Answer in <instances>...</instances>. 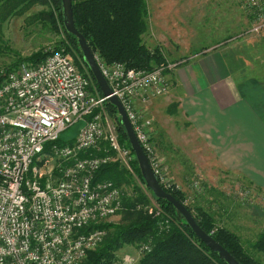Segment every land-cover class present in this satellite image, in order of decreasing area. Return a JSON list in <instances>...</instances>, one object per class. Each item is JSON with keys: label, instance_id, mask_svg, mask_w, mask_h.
I'll return each mask as SVG.
<instances>
[{"label": "built area", "instance_id": "1", "mask_svg": "<svg viewBox=\"0 0 264 264\" xmlns=\"http://www.w3.org/2000/svg\"><path fill=\"white\" fill-rule=\"evenodd\" d=\"M246 7L263 12L262 0ZM262 27L264 23L257 29ZM49 53L36 65L0 74V264H81L105 236L99 229L81 230L122 210L119 188L109 181L92 183L103 165L117 161L129 169L133 161L107 113L108 98L92 87L89 74L78 69L64 49ZM92 56L111 96L123 107L154 177L166 187L152 122L134 108L138 99L147 103L168 94L163 66L135 70L107 63L98 53ZM79 121L83 126L71 144H53L49 155L43 154L45 144L56 142ZM90 150L101 156L80 158ZM35 159L38 167L32 166ZM144 210L167 223L150 200ZM149 251V244H141L134 255L122 254L116 264H137Z\"/></svg>", "mask_w": 264, "mask_h": 264}, {"label": "rangeland", "instance_id": "2", "mask_svg": "<svg viewBox=\"0 0 264 264\" xmlns=\"http://www.w3.org/2000/svg\"><path fill=\"white\" fill-rule=\"evenodd\" d=\"M145 1L148 15L143 44L149 50L156 48L161 52L165 64L160 66L164 68L170 91L174 86L170 79L173 67L188 57L199 55L198 59L218 51L224 57L235 55L238 67L246 68L248 78H253L251 86L261 82L264 92V27L257 29L264 23V12L250 11L246 6L252 0ZM41 12L48 13L49 8L35 5L21 17L0 22V74L8 67L27 64L20 61L37 53L64 49L60 46L62 43L65 48H72L64 34L55 32L46 17L31 19ZM74 60L85 71L81 61L77 57ZM154 69L156 67L151 70ZM168 94L149 100L148 107L140 99L134 105L142 118L152 121L154 145L166 187H177L184 196V206L200 208L212 215L213 231L226 228L237 236L253 259L264 264V255L252 247L264 234V166L219 165L205 140L211 137L194 135V128L183 119L177 101L166 103ZM82 126V121L70 125L61 133L60 140L73 141ZM252 154L256 156L253 151ZM131 164L129 162L128 169L121 163L130 176L129 182L120 186L124 196L131 197L135 190L140 191L150 200L152 208H157L152 193L133 173ZM32 166H39L37 159ZM124 216V212H120L106 222L123 224ZM125 253L134 255L130 247L119 251L118 255Z\"/></svg>", "mask_w": 264, "mask_h": 264}, {"label": "trees", "instance_id": "3", "mask_svg": "<svg viewBox=\"0 0 264 264\" xmlns=\"http://www.w3.org/2000/svg\"><path fill=\"white\" fill-rule=\"evenodd\" d=\"M35 5H45L49 8V12H41L32 16L31 19L38 20L46 17L55 32L61 31L64 34L74 52L71 47L70 49L65 48L63 43L60 46L64 48V52L80 70L81 66L77 65V60L74 62V59L77 57L81 61L80 63L83 64L91 78L92 87L100 93L83 60L77 39L64 29L61 0H0V22L10 17H21ZM71 6L74 26L77 32L84 37L92 54L98 53L107 63L121 62L127 68L135 70L150 71L161 64H165V60L158 49L149 50L143 44L142 36L147 29L146 18L148 15L145 0H71ZM262 9L264 12V3ZM49 54V52L37 53L20 62L36 65ZM14 67H8L4 72L11 71L15 69ZM106 110L109 117L117 123L119 143L122 147L127 148L133 157L131 164L133 173L145 185L125 131L119 122L116 108L107 103ZM68 143L71 144L72 141ZM53 144L61 146L64 142L59 138L54 143L45 144L43 154L49 155V149ZM88 156H101V154L90 150L86 155H80V158ZM122 167L121 163L117 161L103 165L94 174L92 183L109 181L122 191L120 186L125 181L129 182L130 180L129 174ZM160 186L167 194L184 205V196L177 187L170 185L169 188H166L162 184ZM146 190L148 189L146 188ZM148 192L150 191L148 190ZM132 195L126 197L123 193L122 210L120 211L124 212L125 215L123 224L104 221L91 224L81 230L83 233L95 229L105 232L102 242L95 250L87 254L81 264H116L119 251L130 247L134 252L136 247L141 244H149L150 251L143 255L137 264H226L193 234L185 220L172 205L165 200H159L152 196L162 213L168 218L167 223L164 224L162 217L149 215L144 210V207L149 204L147 196L137 190ZM138 206L140 209H137ZM185 206L193 215L200 229L206 234H210L213 240L239 264H262L247 253L235 234L226 228L213 231L215 224L212 215L200 208ZM252 247L264 255V234L257 238Z\"/></svg>", "mask_w": 264, "mask_h": 264}, {"label": "crops", "instance_id": "4", "mask_svg": "<svg viewBox=\"0 0 264 264\" xmlns=\"http://www.w3.org/2000/svg\"><path fill=\"white\" fill-rule=\"evenodd\" d=\"M198 56L188 57L173 67L170 79L174 86L171 91L169 88L166 103L177 101L183 119L194 128V135L211 137L205 140L219 165L263 167L262 83L251 86L253 78H248L246 68L238 67L235 55L224 57L216 51L196 59Z\"/></svg>", "mask_w": 264, "mask_h": 264}, {"label": "water", "instance_id": "5", "mask_svg": "<svg viewBox=\"0 0 264 264\" xmlns=\"http://www.w3.org/2000/svg\"><path fill=\"white\" fill-rule=\"evenodd\" d=\"M61 9L65 31L77 39V45L82 54L83 60L89 68L102 96L107 97L108 103L116 108L119 122L125 131L130 149L134 154L145 187L152 193L154 198L165 200L172 205L176 212L185 220V223L191 229L193 234L205 244L208 249L216 253L222 261L226 264H239L224 248L213 240L210 234H206L200 229L193 215L184 205L176 201L170 194H167L158 184L150 169L147 158L133 133L123 107L115 97L111 96V90L105 79L102 77L84 37L77 32L74 26L71 0H61Z\"/></svg>", "mask_w": 264, "mask_h": 264}]
</instances>
